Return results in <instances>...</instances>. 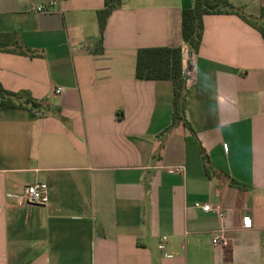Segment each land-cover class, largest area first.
<instances>
[{
  "label": "crops",
  "instance_id": "1",
  "mask_svg": "<svg viewBox=\"0 0 264 264\" xmlns=\"http://www.w3.org/2000/svg\"><path fill=\"white\" fill-rule=\"evenodd\" d=\"M47 1L0 0V34L32 54L0 50L21 104L0 108V264H264L261 33L206 14L195 53L181 37L193 0H119L100 42L105 0L34 10ZM229 1L255 20L264 5ZM155 46L188 57V125L172 120L170 80L135 77L137 50ZM34 182L45 205L21 200ZM222 228L229 246H213Z\"/></svg>",
  "mask_w": 264,
  "mask_h": 264
},
{
  "label": "trees",
  "instance_id": "2",
  "mask_svg": "<svg viewBox=\"0 0 264 264\" xmlns=\"http://www.w3.org/2000/svg\"><path fill=\"white\" fill-rule=\"evenodd\" d=\"M119 0H105L104 7L97 11V22L100 30V42L109 13ZM216 13H234L256 28L264 37V5L261 7L258 20L242 14L229 0H193L191 5L181 11V37L192 52H198L202 43L203 16ZM0 50H15L32 56L23 47L16 34H0ZM135 77L137 79L170 80L172 84V120L180 119L188 125L185 118L186 80L182 71L181 49L179 47L155 46L142 47L136 52ZM16 93L7 91L0 84V108L18 107ZM30 102V99H27ZM35 105V102H33Z\"/></svg>",
  "mask_w": 264,
  "mask_h": 264
},
{
  "label": "built area",
  "instance_id": "3",
  "mask_svg": "<svg viewBox=\"0 0 264 264\" xmlns=\"http://www.w3.org/2000/svg\"><path fill=\"white\" fill-rule=\"evenodd\" d=\"M54 4L53 0L47 1L45 3L39 4L37 6L34 7V10L36 12H47L49 11V8ZM184 61V64H182V71L183 74L185 75V79L186 82H191L192 79L190 77V65L187 64L188 62V57H184V59H182V63ZM186 62V63H185ZM61 92V87H57L55 89V93H60ZM180 169H182L181 167L177 168V171H179ZM49 189L48 186L45 182H34L31 183L29 185H27L24 189V193L21 196V200L26 203V204H35V205H45L48 200H49ZM195 207H199L202 208L205 211H211L213 213H215L218 217L223 218L225 215V212L223 210V207L219 204H210V203H200V202H196L194 203ZM245 226H249L250 225V221L249 218L245 219ZM167 237L166 236H161L160 238V242L158 244V248L160 250H164L165 249V241H166ZM211 243L213 246H220V247H228L229 246V239L226 236L223 228L217 230L216 232L213 233L212 238H211Z\"/></svg>",
  "mask_w": 264,
  "mask_h": 264
}]
</instances>
